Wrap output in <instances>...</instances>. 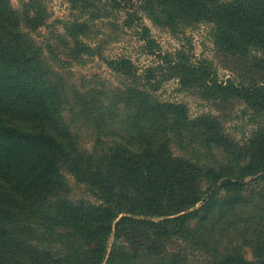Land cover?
I'll return each mask as SVG.
<instances>
[{"label": "trees", "instance_id": "1", "mask_svg": "<svg viewBox=\"0 0 264 264\" xmlns=\"http://www.w3.org/2000/svg\"><path fill=\"white\" fill-rule=\"evenodd\" d=\"M142 1L170 23L211 22L215 45L245 56L247 84L219 81L208 63L184 55L169 60L182 86L204 97L264 98V59L247 58L264 49V0ZM25 14L0 0V264H188L192 246L205 264H264V189L256 199L241 192L247 177L264 175V128L241 146L219 134L212 117L193 123L182 105L137 84L112 87L109 95L73 89L41 60L27 30L43 15ZM123 62L108 64L126 70ZM79 120L95 134L91 151L79 146ZM188 127L208 141V162L198 152L170 151ZM63 167L100 201L69 199ZM221 189L232 192L220 198ZM235 241L250 247L251 259Z\"/></svg>", "mask_w": 264, "mask_h": 264}, {"label": "rangeland", "instance_id": "2", "mask_svg": "<svg viewBox=\"0 0 264 264\" xmlns=\"http://www.w3.org/2000/svg\"><path fill=\"white\" fill-rule=\"evenodd\" d=\"M10 3L20 18H25L28 9L43 15L42 23L27 30L42 48L41 60L51 72L75 87L73 89L94 87L109 95L112 87L124 90L127 84H137L160 101L182 105L193 123L202 115L212 117L218 124L219 134L241 146H245L257 130L264 128L262 95L254 94L246 99L224 92L204 97L200 88L182 86L179 76L167 67L169 60L184 55L194 64L208 63L219 81L231 78L239 84L249 82L243 77L244 69L240 68L245 56L218 48L214 43V26L209 21L181 17L170 23L159 8L151 13V8H146L142 0L120 4L106 0L75 3L72 0H10ZM177 14L185 16L182 11ZM254 56L264 59V49L251 50L247 58L253 60ZM112 59L124 61L126 70L113 69L108 64ZM79 121L73 125L79 134V146L91 151L95 134L91 127ZM184 130L182 141L170 142V151L174 155L186 153L187 156L198 152L200 160L208 162V141L191 136L190 127ZM213 153L222 159L219 149H213ZM62 172L69 199L100 201L89 184L78 180L66 167ZM202 184L204 186L205 182ZM241 189L244 196L253 195L251 197L256 199L264 189V175L247 177ZM231 192L221 189L218 196L225 198ZM234 243L240 246L245 258H252L248 245ZM187 248L190 251L188 264H205L207 259L200 248Z\"/></svg>", "mask_w": 264, "mask_h": 264}]
</instances>
